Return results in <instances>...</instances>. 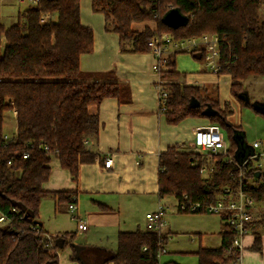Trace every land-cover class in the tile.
Masks as SVG:
<instances>
[{"label": "trees", "instance_id": "trees-1", "mask_svg": "<svg viewBox=\"0 0 264 264\" xmlns=\"http://www.w3.org/2000/svg\"><path fill=\"white\" fill-rule=\"evenodd\" d=\"M264 0H92L93 10L105 15L107 31L119 35L123 50L146 52L149 40L165 33L174 41L216 34L220 41L219 74L231 76V94L258 112L257 102H249L246 81L264 77V18L260 9ZM177 8L187 16L185 23L170 26L165 14ZM56 19L42 23L41 13ZM155 21L156 27L142 30L134 24ZM5 41V42H4ZM5 43L2 50V45ZM94 48V32L81 23L80 0H37L18 13L17 23L7 27L0 14V211L10 221L0 227V264H60L61 251L69 248L70 260L77 264H180L162 261L161 248L168 234L160 230L136 229L118 233L117 248L77 241V231L52 234L39 219L42 199L54 196L60 209L76 203L75 193L50 192L43 188L51 174L50 161L57 157L63 168L78 180L82 163L93 162L88 139L99 132V116L90 111L107 97H117L120 86L115 81L89 80L81 72L80 58ZM196 60L205 61L204 49H192ZM176 52L167 59V69L160 71L159 88L167 91V121L177 124L187 117L205 118L228 132V156H205L195 151H179L172 146L159 157L158 194L175 196L179 212H207L204 205L214 202L223 187L239 183L240 163L250 153L242 125L228 120L233 112L229 102L221 107L219 96L208 89L184 83L185 74L176 67ZM243 94V96H241ZM195 98L199 106H192ZM208 104L217 110L203 114ZM16 111L15 136L4 133L5 112ZM7 136V137H6ZM212 164L207 175L203 165ZM248 163L245 180L247 192L256 203H264V171ZM254 179L255 182H252ZM201 203L202 209L182 210L179 205ZM14 208V210H13ZM222 220V218H221ZM254 234L253 248L262 247L264 212L249 223ZM219 247H200L199 264H240L233 247L234 232L224 223Z\"/></svg>", "mask_w": 264, "mask_h": 264}, {"label": "crops", "instance_id": "crops-1", "mask_svg": "<svg viewBox=\"0 0 264 264\" xmlns=\"http://www.w3.org/2000/svg\"><path fill=\"white\" fill-rule=\"evenodd\" d=\"M80 8L82 25L94 32L93 51L82 54L80 58L81 72L89 80L118 82L120 94L90 107V111L99 116L100 123L97 137L89 138L87 143L92 152L98 153L95 160L82 163L78 180H74L59 159L52 157L51 174L43 188L50 192L75 193L77 216L88 223L87 230L82 231V243L115 250L118 233L143 229L146 213L157 210L160 204L165 206L164 212L168 207H178L179 201L175 196L160 197L158 194L160 154L172 146L179 151H194L195 129L210 123L198 117H187L177 124L169 123L161 108V76L153 69V52L123 50L119 35L106 30L105 15L93 10L92 0H80ZM151 21L134 24L133 28H155L156 22L150 24ZM174 52L177 70L185 74L184 83L205 87L211 96H219L221 107L229 102L233 114L228 116V120L240 125L236 118L230 120L242 106L231 94V76L208 71L205 62L194 60L186 49L169 45L167 54ZM259 102L264 103V100ZM108 157L112 158V165L106 168L104 162ZM46 199L52 203L55 215L69 211L60 209L54 196L47 195L42 202ZM257 205L253 210L254 218ZM39 219L49 232L45 227L42 205ZM49 227L52 229V225ZM60 230L58 228L54 233L67 231ZM76 231L79 235L78 228ZM254 238L252 231L244 236L240 264H264V232L260 250L252 247ZM69 264L77 263L71 261Z\"/></svg>", "mask_w": 264, "mask_h": 264}, {"label": "built area", "instance_id": "built-area-1", "mask_svg": "<svg viewBox=\"0 0 264 264\" xmlns=\"http://www.w3.org/2000/svg\"><path fill=\"white\" fill-rule=\"evenodd\" d=\"M24 2L25 0H19ZM36 2L37 0H33ZM52 16L47 13H41L40 20L42 23L49 22ZM174 45L179 48L191 51L192 49H204L206 51L205 64L207 67L216 74H219L221 68L220 65V41L216 34H203L199 37H190L179 41H174L170 34L165 33L161 36L152 37L148 45L155 56V62L153 63V69L160 74L161 70L167 69V48L169 45ZM160 101L162 110L165 109V97H167V91L160 89ZM13 113L16 115V111ZM7 137V136H6ZM195 152L201 154L203 157L223 154L228 156L229 144L225 139L221 128L218 125L209 124L204 127H197L193 135ZM248 163H253L250 167L264 171V146L262 141H254L252 144V150L240 163H237L239 167V183L235 185H225L220 196L214 201L204 205L207 212L217 213L222 221L228 225L234 232L233 247L238 250L239 257L243 251V238L251 231L249 223L253 220V210L257 204L254 198L247 192L246 187L249 184L245 179V172L248 167ZM112 158L105 159L104 166L111 167ZM214 166L212 164L203 165L201 172L204 175L212 172ZM76 199V197H74ZM179 207L182 210L189 208L191 211L201 210L203 207L201 203H188L180 204ZM14 210V208H13ZM68 210L72 213V218L78 222V231H86L88 223L86 220L77 216V203H71L68 206ZM165 206L160 204L156 211H150L146 213V228L151 230L162 231L164 219L163 213ZM10 221L8 215L0 211V222L6 224ZM167 252L166 247H163L159 251V256Z\"/></svg>", "mask_w": 264, "mask_h": 264}, {"label": "rangeland", "instance_id": "rangeland-1", "mask_svg": "<svg viewBox=\"0 0 264 264\" xmlns=\"http://www.w3.org/2000/svg\"><path fill=\"white\" fill-rule=\"evenodd\" d=\"M34 4L35 2L33 0H25L24 2L19 0H0L1 21L7 27L13 26L17 23L18 13L26 10ZM260 12L262 18H264V4L261 7ZM52 17L53 19H56L55 16ZM153 23V21L150 22V24ZM4 45L5 43L2 45V50ZM188 52L192 55L191 51ZM192 58L196 60L193 55ZM207 70L211 71L209 68H207ZM246 88L249 101L251 99L253 100L252 102L264 100V77H250L246 81ZM233 118H236L238 123L242 125L245 134L244 145L246 148L252 149L254 141H262L264 144V109L263 112H258L250 104H245L236 110L235 115L232 116L230 120ZM16 131V115L13 111L8 110L5 112L4 133L8 137H13L15 136ZM221 131L227 140V130L221 126ZM252 182H255L254 179H252ZM48 201V199L44 200L41 205L43 217L46 219L45 227L50 230L49 232L55 234L54 232H56L58 228L61 229L60 231H76L78 228V222L76 219L72 218V213L68 211L57 213V215H55L52 203ZM256 209V213L259 217L260 214L264 212V203H258ZM163 215L164 226L162 227V232L168 234V241L166 244L167 252L161 256L163 262L167 260H175L180 264H199L196 251H198L200 247L220 246V232L223 229L224 223L217 213L179 212L176 207H168ZM49 224L52 225V229L49 227ZM145 224L146 222L142 225L143 229L146 228ZM61 225L63 227H61ZM3 226L4 224L0 222V227ZM82 233L84 232L78 231L79 235H77V241L80 243L83 242ZM114 244H116V242ZM60 259L61 264H69L71 262L69 248L61 251Z\"/></svg>", "mask_w": 264, "mask_h": 264}, {"label": "water", "instance_id": "water-1", "mask_svg": "<svg viewBox=\"0 0 264 264\" xmlns=\"http://www.w3.org/2000/svg\"><path fill=\"white\" fill-rule=\"evenodd\" d=\"M164 21L170 25V26H177L179 24L185 23L187 21V16L184 15L183 13H181V11L177 8H171L164 16ZM241 96H243V94H241ZM247 99H249V96H247ZM191 105L196 107L200 105V102L193 98L191 101ZM257 109H264V103H257L256 105ZM217 113V110L215 108H213V106L211 104H208L206 106V108L203 110V114L207 115V116H212L215 115ZM241 151H242V158L245 157V151H244V142H241ZM252 150V149H251ZM249 150V151H251ZM258 175L260 174V172L257 173Z\"/></svg>", "mask_w": 264, "mask_h": 264}]
</instances>
